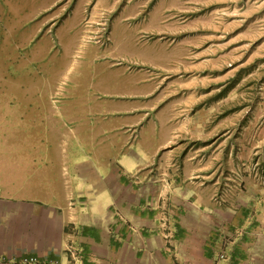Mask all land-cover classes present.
I'll list each match as a JSON object with an SVG mask.
<instances>
[{
	"label": "crops",
	"instance_id": "1",
	"mask_svg": "<svg viewBox=\"0 0 264 264\" xmlns=\"http://www.w3.org/2000/svg\"><path fill=\"white\" fill-rule=\"evenodd\" d=\"M90 6L111 12L107 48L81 40ZM0 9V258L67 264L72 243L77 264H264V99L243 84L264 57V0ZM236 170L242 191L215 205ZM218 228L233 235L219 262Z\"/></svg>",
	"mask_w": 264,
	"mask_h": 264
},
{
	"label": "built area",
	"instance_id": "2",
	"mask_svg": "<svg viewBox=\"0 0 264 264\" xmlns=\"http://www.w3.org/2000/svg\"><path fill=\"white\" fill-rule=\"evenodd\" d=\"M144 15L141 16L143 18ZM111 12L107 9H98L93 11L88 8L85 11L81 22L82 36L81 40L85 45H93L99 48H107L111 43ZM145 39H148L146 37ZM113 65L123 67L126 70H136L143 67L139 62L126 58L118 57L113 59ZM258 164L254 163L251 166V171L254 175L258 174ZM134 180H138L137 175H132ZM243 189L242 172L236 170L231 175L227 176L226 183H224L218 193H216L212 200L217 206L225 202L226 197L233 193H239ZM167 220L162 219L160 228V235L165 241V251L171 253L170 240L171 236L168 229ZM213 238L210 243L211 250L215 252V259L217 262L226 258L227 249L233 241V235L222 230L221 228L213 231ZM217 246V250H213ZM63 252L67 258V264H77L81 260V252L72 243H67L64 246ZM0 264H61L57 258L39 259L35 256H24L18 259H4L0 258Z\"/></svg>",
	"mask_w": 264,
	"mask_h": 264
},
{
	"label": "rangeland",
	"instance_id": "3",
	"mask_svg": "<svg viewBox=\"0 0 264 264\" xmlns=\"http://www.w3.org/2000/svg\"><path fill=\"white\" fill-rule=\"evenodd\" d=\"M21 1H24V0H21ZM14 4V0H0V4ZM91 7V6H90ZM89 7V8H90ZM7 12L6 11H2L0 9V33H1V36L5 37L7 36V26H3L5 24L3 18L7 17ZM85 14V12H84ZM112 17V15H111ZM8 34H9V31H8ZM10 40L12 39V37L9 38ZM248 61H251L252 63L248 66V68L250 70H254L255 68L259 69L260 72L259 73H254L252 75H250L247 79V81H244L243 84H249V83H254V86H256V97L259 98V99H264V57H259V58H256V59H249ZM262 71V72H261ZM251 80V81H249ZM253 86H250L248 87V92L251 93L252 92V88ZM262 115H264V107H262ZM165 248V246H164ZM173 251V248L171 249ZM165 251V249H164ZM171 251V253H172ZM166 252V251H165ZM171 253H168L166 252V254L170 255Z\"/></svg>",
	"mask_w": 264,
	"mask_h": 264
}]
</instances>
